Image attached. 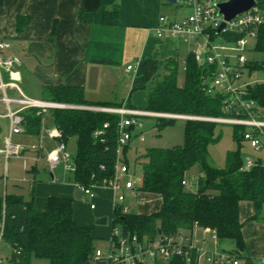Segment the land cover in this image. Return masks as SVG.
<instances>
[{
	"label": "trees",
	"instance_id": "1",
	"mask_svg": "<svg viewBox=\"0 0 264 264\" xmlns=\"http://www.w3.org/2000/svg\"><path fill=\"white\" fill-rule=\"evenodd\" d=\"M264 11V0H256ZM118 10L105 12L102 23L118 24ZM19 30V26L17 27ZM254 52L260 59L249 62V72L264 69V23L257 29ZM185 84L178 86L179 60L167 58L164 73L150 88L146 107L150 112H168L203 117L231 116L225 113L222 98L205 92L202 85L204 70L193 56L187 54ZM263 61V64H262ZM247 97L264 111V83L249 84ZM44 101H53L70 107L52 108L39 113L29 107L20 112L23 133L38 136L45 120L61 131V141L67 145L74 139L76 153L73 159V181L80 186H91L112 177L116 161L118 123L120 115L86 109V106L121 107V103L88 101L81 86L44 85ZM126 107H133L130 103ZM155 126L160 131L174 123L175 118L156 117ZM219 123L188 119L184 122V144L169 148L151 147L138 155L135 163L141 167L137 192L157 195L160 207L149 213H121L115 208L111 227H119L123 234L131 233L153 238L158 234L173 235L180 230L194 227L214 230L219 239L233 240L236 253L245 249L239 202L250 201L255 219L264 205V166L260 160L248 170H241L242 132L244 127L231 125L232 137L237 145L225 155L222 168L208 161V148L219 141ZM130 142V141H129ZM128 142V143H129ZM121 150L122 161L129 165L127 150ZM197 169V188L190 190L187 173ZM3 224L2 240L19 254H12L7 264H30L32 257L44 258L49 264H104L93 262L96 249L91 226L79 225L73 218V199L49 196L42 209H37L33 197L5 194L0 200V223ZM162 264H185L179 257Z\"/></svg>",
	"mask_w": 264,
	"mask_h": 264
},
{
	"label": "crops",
	"instance_id": "2",
	"mask_svg": "<svg viewBox=\"0 0 264 264\" xmlns=\"http://www.w3.org/2000/svg\"><path fill=\"white\" fill-rule=\"evenodd\" d=\"M182 6L181 0L173 3L167 0H0V41H7L6 52L18 58L16 84L31 98L41 99L44 85L81 86L85 98L92 103L117 102L125 106L130 103L133 106L130 108L144 109L150 88L164 73L166 59L172 57L182 63L190 50L188 44L177 38L155 34L160 16L173 21L184 18L178 9ZM114 8L118 10V24H103V14ZM128 65L132 66L130 70L126 68ZM1 74L2 81L8 83V73ZM6 91L11 97L17 95L12 88ZM0 107L3 109L0 115H4L6 106L1 101ZM10 108L18 109V105L11 104ZM7 135L8 119L0 117V149ZM14 137H17L15 143H39L38 136L23 132ZM43 144L46 149L54 146L48 139ZM37 154L27 152L23 155L25 159L12 157V164L20 160L21 167L13 165L10 172L6 167L10 157L5 159L0 154V170L3 158L6 183L11 174L0 200L5 194L21 195L26 200L33 197L36 208L42 209L49 196L71 198L73 218L83 226H91L94 217H106L107 221L112 217L114 193L111 189L97 187L95 207H89L93 213L88 211L82 216L81 205L74 198L79 190L77 185L72 177L71 183L63 182L71 171H63L61 166L50 170L44 156L38 155L36 161L32 159ZM41 163L48 167L50 182L36 181ZM195 183L194 190L197 179ZM139 193L159 202L154 209L139 214H149L160 207L157 195ZM238 209L245 243V249L237 253L240 262L264 264V205L255 219H250L254 214L250 201H240ZM91 227L95 238L109 244L110 227ZM191 231L197 239L204 238L203 245L209 249L236 251L233 240L219 239L215 244L200 229Z\"/></svg>",
	"mask_w": 264,
	"mask_h": 264
},
{
	"label": "built area",
	"instance_id": "3",
	"mask_svg": "<svg viewBox=\"0 0 264 264\" xmlns=\"http://www.w3.org/2000/svg\"><path fill=\"white\" fill-rule=\"evenodd\" d=\"M182 5L190 10L187 17L180 21H173L165 16L158 18L155 34L161 37L168 34L188 44V54L193 56L195 63L204 70L202 85L206 93L222 98L225 113L232 114L225 117H203L192 115H172L167 113L150 112L142 109L108 106H86L84 108L115 113L120 115L118 123L119 136L117 139L116 161L111 178L102 180L101 183L85 187L77 185L78 189L87 195L92 203L90 209H94L97 199L96 188L106 187L113 191V208L121 213L128 212L127 196L136 195L138 178L131 172L128 164L122 161L121 150L131 139L129 126H141L137 118L162 117L179 119H198L219 124L239 125L244 127L242 145L247 144L255 151L264 150V111L256 106L255 102L248 98L246 88L249 85L245 76L249 74V58L247 53L254 52L257 29L264 23V11L256 3L248 10L235 15L229 21H225L219 14L217 5L228 0H181ZM224 26L219 33L216 29L221 23ZM9 47L7 41H0V101L6 106L2 118L8 119V135L3 139V147L0 154L8 157H25L27 152L38 153L33 156L36 161L38 155L44 156L50 170L61 166L63 171L74 170V164L67 152L66 145L61 141V131L52 126L49 128L42 121V127L38 144L24 145L13 143L12 136L23 132L20 112L29 107L37 108L39 113H46L52 108L70 107L53 101H44L27 96L16 84L15 73L20 62L17 57L6 52ZM183 69L185 62L182 60ZM128 65L127 70L131 69ZM2 71L9 75V82L2 81ZM12 88L17 95L11 97L6 89ZM18 105V109H11L10 105ZM54 142V146L47 150L43 140ZM258 159L246 156L241 170H248ZM186 185V181L182 182ZM200 229L203 234L215 244L219 237L214 230ZM3 224L0 223V245L2 241ZM204 238H196L192 231L180 230L173 235L158 234L153 238L139 236L137 234H123L119 227H111L109 237L108 254H103L96 248L93 262L104 261V264H162L173 258L179 257L185 264H241L236 251L209 249L203 245ZM19 254V250H13ZM0 264H6L0 256Z\"/></svg>",
	"mask_w": 264,
	"mask_h": 264
},
{
	"label": "rangeland",
	"instance_id": "4",
	"mask_svg": "<svg viewBox=\"0 0 264 264\" xmlns=\"http://www.w3.org/2000/svg\"><path fill=\"white\" fill-rule=\"evenodd\" d=\"M181 14H184V18L187 17L190 13L187 7L182 6L179 7ZM247 56L249 58H254V59H260L261 55L257 54L256 52H251L247 53ZM246 82L249 84L253 83H264V69H256L249 74H246L245 76ZM177 84L178 86H183L185 84V71L183 69V65L181 61L178 63V69H177ZM0 110L3 112L2 107H0ZM160 113V112H159ZM167 114H172V115H184V114H173V113H168V112H163ZM139 120V123L141 126L136 125L134 129L131 131V139L130 142L128 143V150L126 153L127 160L129 163V168L131 172H134L136 175V178H138L137 182L139 183V179L141 176V167L135 163V159L138 155L144 153L145 149L151 148V147H161V148H169L173 146H181L184 144V122L185 120L188 119H179L175 118V121L172 125L165 127L162 130H158L157 127L155 126L156 119L154 117H140L137 118ZM47 126L49 128L52 127L51 124L47 122ZM217 130L221 132V137L218 142L212 144L208 148V161L209 163L216 167V168H222L225 163V155L228 151L230 150H235L237 148V145L232 137V127L229 124H218L217 125ZM15 136V135H14ZM13 136V143H15V139L17 137ZM20 140V139H19ZM52 147L50 146V150ZM67 152L70 156L71 161L73 162L75 153H76V145H75V140L71 139L67 143ZM241 153L243 158L246 156H249L253 159H258L264 166V150L260 151H255L251 149L247 144H243L241 147ZM4 158V157H3ZM2 158L1 162V170H0V196H3V191L6 188V184L10 183V176L7 178V183L6 179L4 178L5 176V163L4 159ZM13 158H15L13 156ZM12 157H10L7 161L6 167L9 168V172L11 168L13 167L14 164H12ZM15 165L18 167V164L20 166L21 161H15ZM14 165V166H15ZM21 167V166H20ZM74 168V167H73ZM38 174L36 175V181H44V182H50V176H49V170L48 167H44L41 165L38 167ZM56 176L59 177L60 174L56 170ZM72 173L69 174V178H64L63 182L65 181H70L72 182ZM187 180H188V186L187 188L190 190H194L195 182L197 179V169L195 167H192L188 173H187ZM72 177V178H71ZM62 181V180H61ZM75 200L79 205H81V215H86L87 212L89 211L90 213H93L89 209L90 203H92L91 199L80 192L79 190H76L75 192ZM151 199V200H150ZM127 203L129 205V212L130 213H139V212H146L149 209H154L156 206H158L159 202L156 200V198H147V196L139 193L136 195L130 194L127 197ZM98 218H95L91 221V226L94 225L96 226H103L107 227V229L110 227L111 228V219H108L106 224H97ZM95 247L99 248V250L103 254H108V248L109 245L107 242L97 239L95 241ZM13 254V249L10 247V245L7 244L5 240L1 241L0 245V256L3 258V261L7 264V260L11 259ZM33 261V262H32ZM49 264L48 260L44 258H36L32 257L30 260V264Z\"/></svg>",
	"mask_w": 264,
	"mask_h": 264
},
{
	"label": "water",
	"instance_id": "5",
	"mask_svg": "<svg viewBox=\"0 0 264 264\" xmlns=\"http://www.w3.org/2000/svg\"><path fill=\"white\" fill-rule=\"evenodd\" d=\"M168 2L173 3L175 0H167ZM255 4V0H228L223 3H219L217 5L219 9V14L223 15V18L225 21H229L232 19L235 15L244 12L251 8ZM224 26V23L222 22L220 26L216 29V33H219L221 28ZM263 64V61H262ZM134 129L133 125L129 126V130L132 131ZM106 217H102L97 219V224H105L106 223Z\"/></svg>",
	"mask_w": 264,
	"mask_h": 264
}]
</instances>
